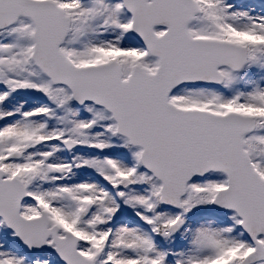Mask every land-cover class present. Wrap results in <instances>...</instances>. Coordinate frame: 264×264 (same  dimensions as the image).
<instances>
[{
	"label": "snow or ice",
	"instance_id": "1",
	"mask_svg": "<svg viewBox=\"0 0 264 264\" xmlns=\"http://www.w3.org/2000/svg\"><path fill=\"white\" fill-rule=\"evenodd\" d=\"M0 264H264V0H0Z\"/></svg>",
	"mask_w": 264,
	"mask_h": 264
}]
</instances>
